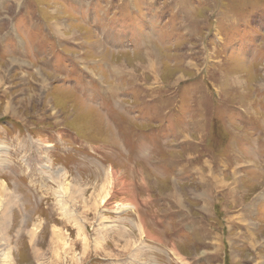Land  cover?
<instances>
[{
  "label": "rangeland",
  "instance_id": "rangeland-1",
  "mask_svg": "<svg viewBox=\"0 0 264 264\" xmlns=\"http://www.w3.org/2000/svg\"><path fill=\"white\" fill-rule=\"evenodd\" d=\"M0 199V264H264V0H0Z\"/></svg>",
  "mask_w": 264,
  "mask_h": 264
},
{
  "label": "bare ground",
  "instance_id": "bare-ground-1",
  "mask_svg": "<svg viewBox=\"0 0 264 264\" xmlns=\"http://www.w3.org/2000/svg\"><path fill=\"white\" fill-rule=\"evenodd\" d=\"M152 66V65H151ZM1 200V199H0ZM8 209V208H7ZM4 211H6V213H5V216H4V218H6V217H8V215H9V212H8V210H4ZM6 219H8V218H6ZM0 222H2L1 220H0ZM4 222V221H3ZM9 222V221H8ZM5 223V222H4ZM7 223V222H6ZM5 223V224H6ZM0 225H1V223H0ZM6 257V256H5Z\"/></svg>",
  "mask_w": 264,
  "mask_h": 264
}]
</instances>
